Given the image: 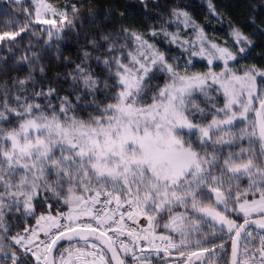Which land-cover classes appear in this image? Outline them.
<instances>
[{"label": "snow or ice", "instance_id": "1", "mask_svg": "<svg viewBox=\"0 0 264 264\" xmlns=\"http://www.w3.org/2000/svg\"><path fill=\"white\" fill-rule=\"evenodd\" d=\"M9 3L0 264H221L229 243L223 264H264V63L240 64L256 33L264 60V3L248 5L255 33L228 19L223 41L176 0H136L145 21L130 4L97 21L84 0ZM245 140L259 149L231 150Z\"/></svg>", "mask_w": 264, "mask_h": 264}, {"label": "trees", "instance_id": "2", "mask_svg": "<svg viewBox=\"0 0 264 264\" xmlns=\"http://www.w3.org/2000/svg\"><path fill=\"white\" fill-rule=\"evenodd\" d=\"M48 2L53 4H64V3H72L74 2V0H48ZM159 2L161 6H163V4L166 2L171 3V0H159ZM176 2H178L181 5L188 6L189 11L193 14V16L197 19V21L205 25L208 36L213 37L219 41H223L226 39V35L229 32V29L227 27L228 19H232L236 23L240 24L244 28V31L246 33H255V29L249 25L247 20V17L251 11L248 5L261 4L264 3V0H211V2L214 3L216 7L221 11L224 18L223 24L218 23L215 19H212L209 22L208 20L209 9L207 6L209 0H176ZM84 4L86 9L89 7V5H91L93 8H95V10L98 13H100V15L96 18L97 21L104 19V13L106 12L109 5H115V4L134 5L132 8L129 9L131 16H134L138 21H145L146 19L143 12L138 10L140 6L136 3V0H84ZM27 6H28L27 3L24 2L23 7H27ZM19 11L20 8L14 4H10L9 0H0V25H2L3 21L9 19V13L19 12ZM157 11H159V9L149 8L148 15L151 16L154 12ZM261 19H264V16H262ZM146 22L148 24H151L154 21L152 19H147ZM19 23L21 24L24 23L23 16L20 17ZM259 23L260 20L258 19L257 24ZM170 30H175L174 26ZM186 35H191V33H187ZM252 39L256 42L257 47L253 49L247 61L240 62L241 65L248 62H254L257 64L264 63V60H262L259 56V54L262 51V47H261L262 38L259 36L258 33H256L255 35L252 36ZM160 40H161L162 50L166 51L170 57L175 58L180 55V50L178 48L174 46L170 48L169 46L164 45L162 43V37L160 38ZM27 42H28V36H25L24 43L27 44ZM75 42H76L75 36L71 34L65 36L64 40L61 42L62 44L61 50L64 51L65 55H69L70 53H74L76 51ZM65 44H67L68 47H63V45ZM196 59L197 62L194 70H206V67L204 66L206 62L199 61V58ZM183 62L184 61L181 60V64H183ZM217 71H219V69H217ZM163 82L164 79L161 78L159 80V83L162 85ZM242 127H244L243 124H238L236 126L237 130ZM249 147H255L256 149H259V145L250 146L247 140H245L243 142L238 141L236 147L231 150L235 152H239L241 148L248 149ZM244 184L245 185L247 184L246 180L244 181ZM20 223L23 224L24 221H21ZM161 223H163V221H161ZM16 230L17 229H13V231ZM217 243H220V241H217ZM216 255L219 256V253H217ZM225 258H229V251L225 257L220 258L221 264H223V259ZM206 264H209V262L206 261Z\"/></svg>", "mask_w": 264, "mask_h": 264}, {"label": "rangeland", "instance_id": "3", "mask_svg": "<svg viewBox=\"0 0 264 264\" xmlns=\"http://www.w3.org/2000/svg\"><path fill=\"white\" fill-rule=\"evenodd\" d=\"M24 2H26V3H27V5H28V3H29V0H24ZM246 182H247V181H246ZM257 244H258V240H257ZM210 259H211V258H210ZM129 260H130V259H129ZM129 260H128V264H131V262H132V261L130 260V261H131V262H130Z\"/></svg>", "mask_w": 264, "mask_h": 264}, {"label": "water", "instance_id": "4", "mask_svg": "<svg viewBox=\"0 0 264 264\" xmlns=\"http://www.w3.org/2000/svg\"><path fill=\"white\" fill-rule=\"evenodd\" d=\"M230 254H231V253H230V244H229V258H230Z\"/></svg>", "mask_w": 264, "mask_h": 264}]
</instances>
